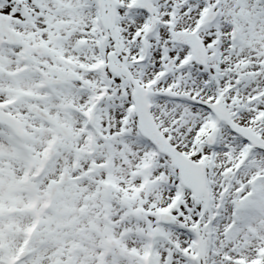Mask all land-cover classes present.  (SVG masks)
<instances>
[{
    "label": "snow or ice",
    "instance_id": "snow-or-ice-1",
    "mask_svg": "<svg viewBox=\"0 0 264 264\" xmlns=\"http://www.w3.org/2000/svg\"><path fill=\"white\" fill-rule=\"evenodd\" d=\"M0 264H264V0H0Z\"/></svg>",
    "mask_w": 264,
    "mask_h": 264
}]
</instances>
